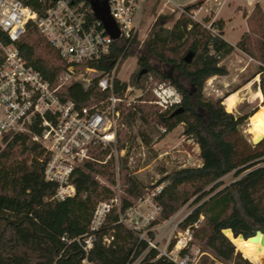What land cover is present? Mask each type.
<instances>
[{"label":"trees","instance_id":"1","mask_svg":"<svg viewBox=\"0 0 264 264\" xmlns=\"http://www.w3.org/2000/svg\"><path fill=\"white\" fill-rule=\"evenodd\" d=\"M27 2L39 14L46 5L39 0ZM200 3L187 4L177 18L173 14L158 15L142 44L136 39L115 40L110 53L93 65L99 70H109L112 67L109 60L122 55L123 63L135 56L136 68L129 76V85L144 89L147 83H165L180 94L178 107L182 111L177 113H173L174 109L159 111L152 103L149 106L146 101L153 99L150 90L137 98V102L119 103L128 125L136 114L143 119L150 118L166 132L183 123L186 135L199 147L201 165L172 170L157 181L156 185L165 182L154 196L160 207V218H170L191 200L195 207L183 219L181 227L190 230L192 238L205 252L198 264H256L239 246L254 241L249 242V237L257 230L264 233V138L253 144L240 129L257 108L240 115L228 112L223 100L233 94L209 98L204 94V85L211 76L229 73L223 60L239 49L258 61L255 75L259 76L264 105V11L258 3L254 5L246 17L247 30L232 45L223 38L222 19L205 17L198 21L189 15ZM169 21L173 22L167 27ZM17 47L52 87L57 85L58 74L65 64L35 24L28 25ZM114 82L117 93L127 86L119 79ZM106 94L99 91L95 80L89 87L74 82L59 89L62 100H73L79 106L90 105ZM2 143L0 264H80L79 245L61 238L86 233L96 205L114 198V191L96 176L110 184H115L117 178L122 195L119 206L111 207L101 228L95 232L89 260L96 264H129L141 256L139 264H173L164 256L157 257L156 249L148 248L145 240L119 222V214L146 194V187L129 171L126 156L118 158L117 172L113 155L104 163L84 160L71 176L75 194L57 200L52 198L57 184L44 178L45 149L26 133H17ZM123 143L124 140L117 145L118 151L124 148ZM94 153L99 160H104L108 150L96 148ZM230 172L235 179L218 189L220 179ZM224 229H230L225 230L227 236ZM105 234L113 237L109 245L102 242ZM239 234L246 240L237 237ZM193 243L189 241L188 247ZM188 247L180 253L188 252Z\"/></svg>","mask_w":264,"mask_h":264},{"label":"built area","instance_id":"2","mask_svg":"<svg viewBox=\"0 0 264 264\" xmlns=\"http://www.w3.org/2000/svg\"><path fill=\"white\" fill-rule=\"evenodd\" d=\"M27 1L0 0V143L17 133H26L39 143L47 155L44 178L57 184L52 198L63 200L75 194L71 176L84 160L104 163L110 155H114L117 169V132L122 119L119 103H133V99L126 100L124 92L135 88L128 84L121 93L115 91L114 81L118 79L122 55L108 61L112 63L109 70H99L93 64L110 53L115 40L138 41L143 5L148 0H106L109 14L119 31L117 39L94 15L90 0H39L46 4L41 14ZM200 9V6L196 7L189 15L195 19L194 13ZM30 23L36 25L65 64L54 87L18 50L17 42L24 37ZM94 80L100 92H107L98 101L79 106L73 100L60 98L59 89L62 86L81 82L84 87H89ZM150 91L153 99L149 103L161 111L175 109L180 104V94L168 84L155 83ZM160 131L166 133L164 127H160ZM96 148L108 150L104 160L95 155ZM163 186L157 185L140 199L153 207L151 214L144 216L138 214L139 209L130 207L119 214V222L133 230L139 239L145 240L148 248L156 249L157 257L164 256L173 264H195V257L188 252L180 253L187 246V241L175 243L170 250L160 249L153 236L148 238L139 225L137 215L141 217L140 221L149 223L154 219L153 213L160 210L154 196ZM111 189L119 190L118 181ZM116 203H119L117 194L110 201L99 202L86 233L70 239L61 238L67 243L79 245L82 250L80 264H96L89 260L88 253L93 247L95 232L101 228ZM112 239L105 234L102 242L109 245ZM60 256L61 253L57 258ZM140 260L141 256L129 264H139Z\"/></svg>","mask_w":264,"mask_h":264},{"label":"rangeland","instance_id":"3","mask_svg":"<svg viewBox=\"0 0 264 264\" xmlns=\"http://www.w3.org/2000/svg\"><path fill=\"white\" fill-rule=\"evenodd\" d=\"M198 1H201V3L196 7L200 6L201 9L197 13H194V18L198 21H201L205 17L212 19L214 16H219L223 18L226 26L225 38L229 42H235L239 38L243 29L245 31L247 30L246 17L251 10L248 11L245 8L240 7V9L237 10V13L232 11L234 10L232 5H235L233 2H238L240 0H149V2H146L143 5L137 38L138 42L142 44L145 40L151 24L158 15L173 14L174 18H177L182 12H184V8L187 4ZM262 2L264 4V0H262ZM172 22L173 21L167 22L166 26L170 27ZM47 57H49V55H47ZM225 65L229 68V73L223 79L224 82L221 84L206 80L204 94L209 98H216V94H220L218 97H223L228 92L239 89L233 94L236 95L237 100L232 109L227 108L224 100L223 104L226 111L232 112L235 115L244 114L257 108L255 112L246 119L244 124L240 126L244 136L252 143L251 139L253 135L249 131L251 121H261L264 118V105L262 104L263 97L261 91L258 89L259 76L255 75L258 61L247 56L239 49H235V53H231V55L225 60ZM135 68L136 57L130 56L126 58L119 67L117 78L128 85L129 76ZM154 84V82L147 83L146 88L144 89L135 88L131 89V91L124 92L126 100L133 99L135 100L134 102H137L136 99L142 96V94H147ZM219 86L222 90L218 93L216 88ZM227 96H229V94ZM259 96L261 99H259ZM146 103L149 105L148 100ZM154 107L155 106L151 108ZM155 108L158 107L156 106ZM158 110L161 111L159 108ZM118 133L117 145L124 140V148L121 152L118 151L117 160L119 157L126 156L129 171L146 187V194L143 197L154 190V187L157 186V181L168 172L183 167H195L201 165L199 147L193 138L186 135L183 123L179 124L171 131L161 133L160 126L150 118L143 119L136 114L131 121V124L128 125L126 117L122 116ZM116 170L118 171V165ZM96 178L110 188L115 185L110 184L106 179L100 176H96ZM234 179L235 176L233 175V172L224 175L220 179L221 185L218 189H221ZM117 181L116 178V182ZM161 184L164 185L165 182H162ZM153 185L154 187H152ZM113 191L115 195L117 194L119 196L120 203V196L122 195L120 185L119 190ZM140 199L141 198L133 201V205L130 209H139L138 214H143L144 216L151 214L153 207L148 203H142ZM119 203L114 205L119 206ZM194 207L195 205H192L190 200L168 219L160 218V210L158 213H153L154 219L149 220V223L146 221H140L141 217L139 215H137V218L143 233H146V236L150 238L151 236L149 232H151L153 234V241L156 242V246L160 249L170 250L175 243L179 242L178 244H182L184 241H187V246L185 247L187 248L188 242L193 241L194 243L188 247V253L195 257V264H198L202 254L205 252L201 251L199 242L192 238L190 230L181 227L184 217L188 215ZM201 221L202 216L199 218V222ZM251 240L252 238L249 242ZM246 246L241 245L239 248L243 251L242 247ZM214 264L223 263L214 262Z\"/></svg>","mask_w":264,"mask_h":264},{"label":"water","instance_id":"4","mask_svg":"<svg viewBox=\"0 0 264 264\" xmlns=\"http://www.w3.org/2000/svg\"><path fill=\"white\" fill-rule=\"evenodd\" d=\"M90 3H91L92 8L94 10V15L99 20L102 21V23H103L106 31L113 38L117 39L119 37V31L117 29V26H116L114 20L112 19V17L109 14V9H108V5H107V1L106 0H103L102 2H99L97 0H90ZM180 111H182V108L181 107H177L176 109H174L173 113H177V112H180ZM263 138H264V135L263 136H258V137H255V138L252 137L251 141H252L253 144H256L257 142H259ZM225 230H229L230 231V229H224L223 230V233L224 234H225ZM237 236L243 238V236L241 234H239ZM249 238H252L254 240H259L260 243L264 245V233H262L259 230H257L255 232V234L253 236L249 237Z\"/></svg>","mask_w":264,"mask_h":264},{"label":"bare ground","instance_id":"5","mask_svg":"<svg viewBox=\"0 0 264 264\" xmlns=\"http://www.w3.org/2000/svg\"><path fill=\"white\" fill-rule=\"evenodd\" d=\"M260 97V96H259ZM261 99V97L259 98ZM237 97L233 95L225 100L228 109H232L236 104ZM253 137L264 135V118L261 121H251L249 128ZM238 237V236H237ZM243 239V238H242ZM246 240V239H243ZM244 253L256 264H264V245L259 240L252 241L248 246L242 247ZM241 251V250H240Z\"/></svg>","mask_w":264,"mask_h":264},{"label":"crops","instance_id":"6","mask_svg":"<svg viewBox=\"0 0 264 264\" xmlns=\"http://www.w3.org/2000/svg\"><path fill=\"white\" fill-rule=\"evenodd\" d=\"M240 1H241V3H240ZM240 1H238V2H233L235 5H232L233 6V8H234V10H232V11H234L235 13H237V10H239L240 9V7L241 8H245L246 10H248V11H250V10H252V8L254 7V5L256 4V3H258L259 4V6L261 7V9L264 11V4H263V2H262V0H240ZM219 16H214L211 20H214V19H222L223 20V18H221V17H219ZM200 21V20H199ZM225 28H226V26H225V23H224V21H223V38L226 40V38H225ZM245 30L243 29V31L241 32V34L244 32ZM241 34L239 35V38H240V36H241ZM239 38L235 41V42H229L228 40H226L227 42H229L230 44H232V45H235L236 44V42L239 40ZM233 53H235V51L234 52H232V54ZM231 55V54H230ZM229 55V56H230ZM228 56V57H229ZM228 57H226L224 60H223V63L225 64V60L228 58ZM227 67V66H226ZM228 69V71H229V68H227ZM228 75V74H227ZM227 75H225V76H227ZM225 76H219V75H214V76H211V77H209L207 80L208 81H214V82H218V83H223L224 81H223V79L225 78ZM258 89H259V87H258ZM216 90L218 91V93L222 90V88L219 86L218 88H216ZM239 89H236V91H232V92H228L227 94H235L237 91H238ZM260 90V89H259ZM218 96H220V94H216V98L218 97ZM233 96V95H232ZM224 101H225V99H224Z\"/></svg>","mask_w":264,"mask_h":264}]
</instances>
